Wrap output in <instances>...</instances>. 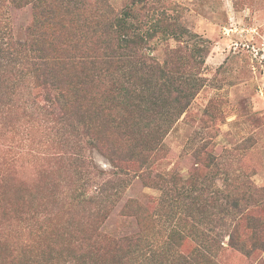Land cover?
<instances>
[{"label": "trees", "instance_id": "obj_1", "mask_svg": "<svg viewBox=\"0 0 264 264\" xmlns=\"http://www.w3.org/2000/svg\"><path fill=\"white\" fill-rule=\"evenodd\" d=\"M156 2L142 16L149 0L119 12L110 0H0V264H218L223 230L227 247L264 264L261 189L216 188L201 148L199 177L157 171L205 86L209 50ZM26 7L31 22L15 33L8 13ZM168 40L177 45L158 62L147 46ZM136 179L161 192L156 217L135 202L138 231L105 235L115 196Z\"/></svg>", "mask_w": 264, "mask_h": 264}, {"label": "rangeland", "instance_id": "obj_2", "mask_svg": "<svg viewBox=\"0 0 264 264\" xmlns=\"http://www.w3.org/2000/svg\"><path fill=\"white\" fill-rule=\"evenodd\" d=\"M164 1L172 5L164 7L169 9L166 15L172 19L179 14L178 23L204 40L209 52L203 69L205 86L186 116L165 137L164 145L169 152L160 160L157 171L168 174L173 170L183 179L199 177L200 166L196 165L193 152L201 148L202 156L210 155L219 168L216 188L224 189V183L233 182L231 191L244 192L247 183H251L264 194V0ZM110 3L119 12L131 0H110ZM161 10L156 0H149L148 9L141 15L153 16ZM8 15L12 29L18 34L31 22L30 7L11 10ZM176 45L173 40L159 45L153 41L147 50L162 62L165 51ZM56 103H62L61 99H56ZM86 155L98 169L110 170L107 161L95 150ZM91 179L87 187L90 193L100 181L97 177ZM160 195L159 190L134 180L118 199L115 196V206L101 231L113 238L134 234L138 231L137 221L128 213L138 211L135 202L145 208L147 215L156 217L151 212L155 213ZM226 234L223 230L220 237L223 249L217 255L218 264H255L227 247ZM142 262L149 264V260Z\"/></svg>", "mask_w": 264, "mask_h": 264}]
</instances>
